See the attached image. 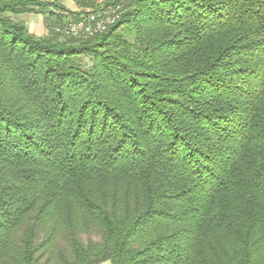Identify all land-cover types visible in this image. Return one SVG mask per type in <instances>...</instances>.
<instances>
[{"label":"trees","instance_id":"1","mask_svg":"<svg viewBox=\"0 0 264 264\" xmlns=\"http://www.w3.org/2000/svg\"><path fill=\"white\" fill-rule=\"evenodd\" d=\"M71 1L0 0V264H264V0Z\"/></svg>","mask_w":264,"mask_h":264},{"label":"built area","instance_id":"2","mask_svg":"<svg viewBox=\"0 0 264 264\" xmlns=\"http://www.w3.org/2000/svg\"><path fill=\"white\" fill-rule=\"evenodd\" d=\"M120 5L107 6L98 12L87 11L77 18L68 17L56 32L68 37L92 36L106 31L121 15Z\"/></svg>","mask_w":264,"mask_h":264},{"label":"rangeland","instance_id":"3","mask_svg":"<svg viewBox=\"0 0 264 264\" xmlns=\"http://www.w3.org/2000/svg\"><path fill=\"white\" fill-rule=\"evenodd\" d=\"M61 4H63V6H65V8L67 9H74V4L71 0H60ZM122 7V6H121ZM56 14L57 10L53 9ZM66 13V12H63ZM59 14V13H58ZM62 14V13H60ZM15 21L18 22H22L23 24L26 25L27 22H30L33 24L34 20L39 19V21L44 24V26L47 28V26L53 25L54 22L51 21V18L44 15V14H36V13H24V14H20V15H12ZM62 23V22H60ZM28 30L30 31L31 29L28 27ZM48 32V31H47ZM47 34V33H46ZM89 61L86 62V64H88Z\"/></svg>","mask_w":264,"mask_h":264},{"label":"crops","instance_id":"4","mask_svg":"<svg viewBox=\"0 0 264 264\" xmlns=\"http://www.w3.org/2000/svg\"><path fill=\"white\" fill-rule=\"evenodd\" d=\"M65 18L62 19L64 21ZM28 29V27L31 29L30 32L34 33L37 36H44L47 33V28L42 24L39 19L34 20L33 24L30 22H27L25 25ZM99 264H110L109 261H104Z\"/></svg>","mask_w":264,"mask_h":264}]
</instances>
